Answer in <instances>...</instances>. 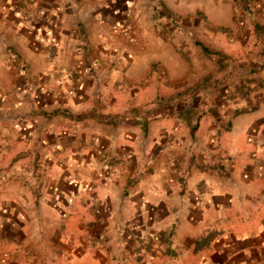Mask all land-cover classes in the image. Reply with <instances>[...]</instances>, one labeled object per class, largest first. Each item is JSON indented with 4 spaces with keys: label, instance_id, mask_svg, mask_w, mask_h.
<instances>
[{
    "label": "crops",
    "instance_id": "0c3cea01",
    "mask_svg": "<svg viewBox=\"0 0 264 264\" xmlns=\"http://www.w3.org/2000/svg\"><path fill=\"white\" fill-rule=\"evenodd\" d=\"M0 264H264V0H0Z\"/></svg>",
    "mask_w": 264,
    "mask_h": 264
},
{
    "label": "built area",
    "instance_id": "2783aa9c",
    "mask_svg": "<svg viewBox=\"0 0 264 264\" xmlns=\"http://www.w3.org/2000/svg\"><path fill=\"white\" fill-rule=\"evenodd\" d=\"M129 28H130V25H129V24H125V25H124V29H125V30H128ZM112 29H113L114 31L116 30L115 27H113Z\"/></svg>",
    "mask_w": 264,
    "mask_h": 264
}]
</instances>
